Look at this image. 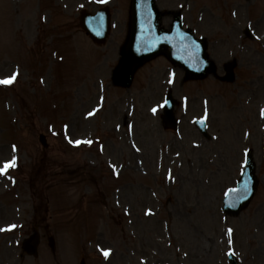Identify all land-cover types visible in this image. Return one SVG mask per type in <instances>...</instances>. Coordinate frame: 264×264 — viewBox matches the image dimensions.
Here are the masks:
<instances>
[{"label":"rangeland","instance_id":"rangeland-1","mask_svg":"<svg viewBox=\"0 0 264 264\" xmlns=\"http://www.w3.org/2000/svg\"><path fill=\"white\" fill-rule=\"evenodd\" d=\"M129 2L0 0V80L16 74L0 84V166L18 159L11 177H0V264H227L230 244L238 264H264V0H230L235 12L227 21L215 9L221 0H155L209 40L218 74L225 60L239 62L234 84L202 86L209 138L193 125L200 84L183 82L166 60L140 68L129 90L110 83ZM107 3L112 33L96 46L78 13ZM248 23L255 39L242 41ZM167 91L177 101V133L158 123ZM248 149L257 191L238 218L225 219L222 194ZM34 214L48 224L43 234L52 236L54 253L44 237L36 259H20L21 234L32 230ZM21 223L20 232L4 228Z\"/></svg>","mask_w":264,"mask_h":264},{"label":"water","instance_id":"water-1","mask_svg":"<svg viewBox=\"0 0 264 264\" xmlns=\"http://www.w3.org/2000/svg\"><path fill=\"white\" fill-rule=\"evenodd\" d=\"M136 0H133L132 3V8H136ZM158 17L155 16L153 21L151 22H146V19H142L141 16H138L137 19L134 18L132 22V39H128V44L123 50V55H122V60L120 61V65L114 72V83L127 87L129 85V81L132 77V74L134 69L145 62L146 60H149L151 57L157 55L158 53H165L166 48L169 47L171 49V54H166L167 58L173 62L176 63L177 65L184 67L187 73L191 72V68L185 63H182L180 55L176 54V48L178 45V39L181 37L180 34H155V27H157V24L155 22L157 21ZM91 20V21H90ZM104 19L101 17L98 18H91L83 22L85 25V28L88 30V32H94V35L97 37L96 42L102 41L103 35L106 32L105 30V23L103 21ZM177 23V22H176ZM88 25V28H87ZM99 27V29H96ZM179 26L176 25L175 28H177L176 32H181V29L178 28ZM153 32V35L150 33ZM100 37V38H98ZM174 39V40H173ZM192 40V38H190ZM136 40H140L136 42ZM134 41V42H133ZM175 41V42H174ZM184 44H186L191 50H194L193 45H191L187 40L184 41ZM204 44H201V48L197 50V53H201L202 50L204 49ZM205 56L202 54L201 58L205 60ZM203 60V66L205 69H208ZM193 73V72H192ZM171 107L168 106L166 109V117L171 118ZM243 180L247 181L246 175L243 176ZM242 182L239 187L238 191L240 193L244 192L243 195H238L239 199L241 200L238 208L244 207V204L249 200L248 196H246V189L249 187L250 188V181L248 182ZM254 190V185L251 186L250 191H248V194H252ZM231 196V195H229ZM237 202V201H236ZM236 202L232 205L235 207L238 205ZM237 208V207H236ZM227 212L230 213L232 211L231 208H225ZM237 212L238 209H235ZM38 244L37 237H31L27 243H25L24 250L29 253V254H34L36 255V246Z\"/></svg>","mask_w":264,"mask_h":264},{"label":"snow or ice","instance_id":"snow-or-ice-1","mask_svg":"<svg viewBox=\"0 0 264 264\" xmlns=\"http://www.w3.org/2000/svg\"><path fill=\"white\" fill-rule=\"evenodd\" d=\"M15 78H16V74L14 73L12 76L0 80V84H2V85H10V84L13 83ZM153 111H155V109ZM75 143L79 144L80 141H76ZM86 143H91V141H87ZM14 166H15L14 160H13V162L5 163L4 166L2 168H0V174H5L6 170L9 167H14ZM230 235H231V229H229V236ZM103 254H104L105 257H107L109 253H108V251H104Z\"/></svg>","mask_w":264,"mask_h":264}]
</instances>
